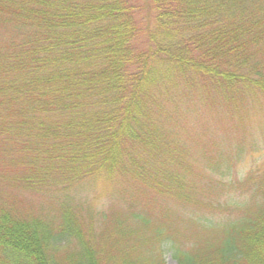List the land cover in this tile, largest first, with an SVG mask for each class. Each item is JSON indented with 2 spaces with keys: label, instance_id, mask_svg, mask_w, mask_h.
<instances>
[{
  "label": "trees",
  "instance_id": "trees-1",
  "mask_svg": "<svg viewBox=\"0 0 264 264\" xmlns=\"http://www.w3.org/2000/svg\"><path fill=\"white\" fill-rule=\"evenodd\" d=\"M143 1L0 0V264H264V0Z\"/></svg>",
  "mask_w": 264,
  "mask_h": 264
},
{
  "label": "rangeland",
  "instance_id": "rangeland-1",
  "mask_svg": "<svg viewBox=\"0 0 264 264\" xmlns=\"http://www.w3.org/2000/svg\"><path fill=\"white\" fill-rule=\"evenodd\" d=\"M136 2L143 3L144 1L136 0ZM243 104L246 105H242V108L234 112L232 118L222 116L223 120L219 119L218 122L220 128L218 127L215 132L219 148L221 149L222 147L236 149V145L240 144V149H238L239 156L237 155L239 159L237 160L236 158L232 165L233 179L239 182L249 174L248 172H262L264 174V97L256 96L248 98ZM223 129L225 132L222 131ZM89 185L93 187V184ZM90 186L86 187L84 191L90 192L88 190L91 188ZM236 192L232 191L228 196H237L235 198H239V191ZM219 195L221 196V193ZM244 196L250 197L249 203L251 205L254 203L251 192L250 195L249 193L240 195L242 199ZM29 199V197H26L24 201V204H26L23 205L33 209V201H28ZM105 203L106 200L104 197H100L93 202L96 208L103 206ZM228 212L233 217L239 215L238 211L234 209ZM162 254L165 264H176L168 243L162 245Z\"/></svg>",
  "mask_w": 264,
  "mask_h": 264
}]
</instances>
